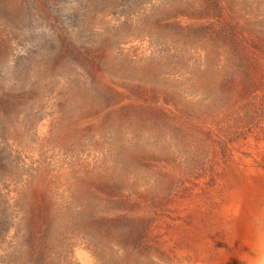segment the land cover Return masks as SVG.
I'll use <instances>...</instances> for the list:
<instances>
[{"label":"rangeland","instance_id":"rangeland-1","mask_svg":"<svg viewBox=\"0 0 264 264\" xmlns=\"http://www.w3.org/2000/svg\"><path fill=\"white\" fill-rule=\"evenodd\" d=\"M91 258L264 264V0H0V264Z\"/></svg>","mask_w":264,"mask_h":264},{"label":"bare ground","instance_id":"bare-ground-1","mask_svg":"<svg viewBox=\"0 0 264 264\" xmlns=\"http://www.w3.org/2000/svg\"><path fill=\"white\" fill-rule=\"evenodd\" d=\"M254 158V157H253ZM249 163H250V167H248V169L246 170V172H248V177L250 178V177H252V176H254V177H256V176H258V174L260 173V171H258L256 168H255V166H253L252 165V159H250L249 160ZM248 163V164H249ZM242 174V173H241ZM243 177V176H242ZM244 177H245V175H244ZM243 177V178H244ZM253 180V179H252ZM248 183V182H247ZM245 185V184H244ZM241 195V194H240ZM227 212V211H226ZM239 215V214H238ZM250 215V214H249ZM240 216V215H239ZM220 218V217H219ZM222 218V217H221ZM221 220V219H220ZM244 220V219H243ZM204 229V228H203ZM204 230H206V229H204ZM243 230V229H242ZM255 236V235H254ZM257 237H255V239H256ZM253 239H254V237H253ZM257 241V240H256ZM185 243V242H184ZM238 243H240L241 245H249V242L246 240V237H241L239 240H238ZM260 244H263V243H260ZM252 249H254V248H252ZM248 250V249H247ZM250 250V249H249ZM212 254V253H211ZM262 254V253H261ZM248 255V254H247ZM246 255V256H247ZM220 256V255H219ZM245 256V257H246ZM218 257V256H217ZM246 260H247V258H246ZM248 260H250V259H248ZM258 261V260H257ZM88 263V262H87ZM257 263V262H256ZM89 264H94V259L93 258H91V259H89Z\"/></svg>","mask_w":264,"mask_h":264}]
</instances>
